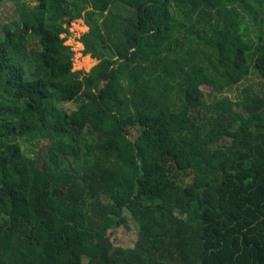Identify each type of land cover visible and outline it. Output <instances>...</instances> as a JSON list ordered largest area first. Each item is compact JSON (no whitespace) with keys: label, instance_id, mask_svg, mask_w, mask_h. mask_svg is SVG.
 <instances>
[{"label":"trees","instance_id":"16d2710c","mask_svg":"<svg viewBox=\"0 0 264 264\" xmlns=\"http://www.w3.org/2000/svg\"><path fill=\"white\" fill-rule=\"evenodd\" d=\"M9 1L0 264H264V91L216 95L264 81V0ZM127 214L133 248L110 237Z\"/></svg>","mask_w":264,"mask_h":264},{"label":"rangeland","instance_id":"374dc122","mask_svg":"<svg viewBox=\"0 0 264 264\" xmlns=\"http://www.w3.org/2000/svg\"><path fill=\"white\" fill-rule=\"evenodd\" d=\"M31 4L35 7L37 5L36 0H31ZM17 13V7L14 1L7 2L3 8L0 10V26L8 21H10L14 15ZM91 28L87 24L86 20H79L73 23L70 28V33L64 35L67 38V45L71 46L75 51L76 55L74 56V70L85 72H90L92 68H94L98 64V60L93 58L91 54L86 53V46L82 41V38L90 32ZM245 87H252L256 89H260L264 91V81L256 74V72L252 73L247 80L242 81L240 84L232 88H228L222 92L217 93V97H231L234 100H238L242 94V91ZM206 96L207 102L212 103L216 98L208 97V94L212 92L211 88L204 87L203 88ZM64 109L68 111L76 110L78 104L74 102L65 103L62 106ZM25 147V146H23ZM36 150L33 151V147L30 148V156L36 157L40 148V145L35 146ZM38 148V149H37ZM42 152H39L41 154ZM188 178L186 182H190ZM127 222L129 228L125 226H120L110 232V237L112 242L117 247L123 248H133L138 239L139 228L136 222L131 218L129 214H127ZM87 263V260H85Z\"/></svg>","mask_w":264,"mask_h":264}]
</instances>
